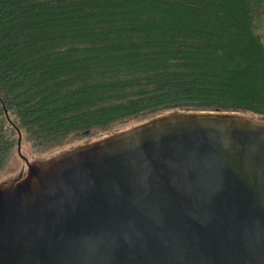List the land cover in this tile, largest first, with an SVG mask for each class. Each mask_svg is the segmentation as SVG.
Wrapping results in <instances>:
<instances>
[{"label": "water", "instance_id": "water-1", "mask_svg": "<svg viewBox=\"0 0 264 264\" xmlns=\"http://www.w3.org/2000/svg\"><path fill=\"white\" fill-rule=\"evenodd\" d=\"M0 180V264H264V117L172 110Z\"/></svg>", "mask_w": 264, "mask_h": 264}, {"label": "trees", "instance_id": "trees-1", "mask_svg": "<svg viewBox=\"0 0 264 264\" xmlns=\"http://www.w3.org/2000/svg\"><path fill=\"white\" fill-rule=\"evenodd\" d=\"M172 110L264 117V0H0V174Z\"/></svg>", "mask_w": 264, "mask_h": 264}, {"label": "rangeland", "instance_id": "rangeland-1", "mask_svg": "<svg viewBox=\"0 0 264 264\" xmlns=\"http://www.w3.org/2000/svg\"><path fill=\"white\" fill-rule=\"evenodd\" d=\"M16 152L12 153L10 161L5 167V172L0 174V180L9 176L16 175L19 171H23L25 169V164L23 159ZM19 152L28 160L35 158V157H31L30 152L26 146L20 147Z\"/></svg>", "mask_w": 264, "mask_h": 264}]
</instances>
